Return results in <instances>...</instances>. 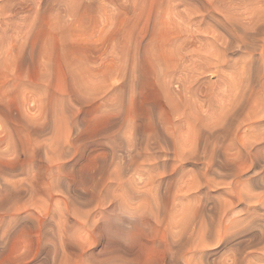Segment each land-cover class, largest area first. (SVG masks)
I'll list each match as a JSON object with an SVG mask.
<instances>
[{
  "label": "rangeland",
  "instance_id": "obj_1",
  "mask_svg": "<svg viewBox=\"0 0 264 264\" xmlns=\"http://www.w3.org/2000/svg\"><path fill=\"white\" fill-rule=\"evenodd\" d=\"M0 264H264V0H0Z\"/></svg>",
  "mask_w": 264,
  "mask_h": 264
}]
</instances>
